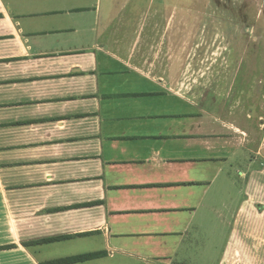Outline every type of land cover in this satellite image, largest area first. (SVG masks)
Segmentation results:
<instances>
[{
  "label": "crops",
  "instance_id": "crops-1",
  "mask_svg": "<svg viewBox=\"0 0 264 264\" xmlns=\"http://www.w3.org/2000/svg\"><path fill=\"white\" fill-rule=\"evenodd\" d=\"M163 1L0 0V264H264L259 145L121 47Z\"/></svg>",
  "mask_w": 264,
  "mask_h": 264
},
{
  "label": "rangeland",
  "instance_id": "rangeland-1",
  "mask_svg": "<svg viewBox=\"0 0 264 264\" xmlns=\"http://www.w3.org/2000/svg\"><path fill=\"white\" fill-rule=\"evenodd\" d=\"M158 9L150 14V22L154 18L161 22L163 46L148 53V41L139 38L142 26L130 25L126 33L131 37L121 44L122 49H135L127 56L128 63L149 78L164 79L167 88L180 95L199 98L212 91L218 98H228L231 112L241 119L246 151L259 145L255 155L248 154L259 159L263 170L264 0H164ZM172 66L174 72L169 70Z\"/></svg>",
  "mask_w": 264,
  "mask_h": 264
},
{
  "label": "trees",
  "instance_id": "trees-1",
  "mask_svg": "<svg viewBox=\"0 0 264 264\" xmlns=\"http://www.w3.org/2000/svg\"><path fill=\"white\" fill-rule=\"evenodd\" d=\"M90 258H91V256H82V257L70 259V260H67V261H60V262H58V264H67V263H74V262H77V261H85V260H88Z\"/></svg>",
  "mask_w": 264,
  "mask_h": 264
}]
</instances>
